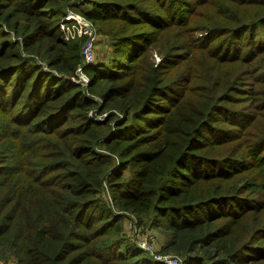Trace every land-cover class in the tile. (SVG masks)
I'll list each match as a JSON object with an SVG mask.
<instances>
[{"label":"trees","instance_id":"1","mask_svg":"<svg viewBox=\"0 0 264 264\" xmlns=\"http://www.w3.org/2000/svg\"><path fill=\"white\" fill-rule=\"evenodd\" d=\"M70 11L113 45L85 86ZM126 213L183 264H264V0H0V259L162 264Z\"/></svg>","mask_w":264,"mask_h":264},{"label":"rangeland","instance_id":"2","mask_svg":"<svg viewBox=\"0 0 264 264\" xmlns=\"http://www.w3.org/2000/svg\"><path fill=\"white\" fill-rule=\"evenodd\" d=\"M86 7H88V6H86ZM205 9L206 8H204V10ZM70 12H72V11H70ZM72 13H74V12H72ZM200 13H202V12L199 11L198 13H196L195 16H192L188 12H185V14H187V18L189 20H191V27L194 28L193 22L197 21V19H199V18H197V14H199V16H200ZM77 14L79 16H82L80 13H77ZM209 15H210V12H205V17L209 16ZM61 19H62V17H61ZM67 23L68 24L63 23V25H62V23H60L61 29L66 30L70 34L71 37H77V39L82 37L77 25L72 24L73 22H70V21ZM91 23L93 24V22H91ZM203 23H205V20ZM93 26L96 30H98L97 31L98 41H97V44L95 46V62L106 61L113 51V45L111 44V41H110L111 38H110L109 34L103 32L108 28V26L103 25L101 30H99V24L95 23V24H93ZM200 33H196V31H194L193 34H191V35H195V34L200 35ZM202 33L206 34V31L205 32L202 31ZM210 36H212V34H208L205 37V40H206V38H208ZM154 54L155 53H153L152 56L155 58ZM158 60H159L158 58H155L156 62ZM38 62L44 66L43 63H41L40 61H38ZM73 81L76 82V79H74ZM77 83H79V82H77ZM82 86H85V85H82ZM221 125L226 127V128L230 127L229 123H226V122L221 123ZM102 195H103V199H104L105 203L107 205L111 206V201L109 200L110 197H109V194L107 193L106 190L102 192ZM122 225H123L122 232H124L125 237L129 238V240L132 241L133 243H135V245L140 244L142 241H144L147 238L148 234H151L153 236L151 250L149 252H147V251H144V249H143V251L145 254H147L152 259H153L154 255L160 253L161 246L163 245L165 237H166L165 233H167L165 230H161V229L155 228V227L149 228L148 225L138 222V220L131 213H126L124 216H122ZM169 255L177 257L178 264H183V258H181V257H179L173 253H169ZM0 264H16V259L12 256L7 255L6 258L0 259Z\"/></svg>","mask_w":264,"mask_h":264},{"label":"built area","instance_id":"3","mask_svg":"<svg viewBox=\"0 0 264 264\" xmlns=\"http://www.w3.org/2000/svg\"><path fill=\"white\" fill-rule=\"evenodd\" d=\"M67 21L73 22L78 26L80 34L82 35L83 41L80 47L81 63L75 69L72 80L76 79L81 85H86L88 82V76L86 75L84 68L95 62V46L98 41V33L94 28L91 21L83 16H79L77 13L67 12L60 23H66ZM134 224V223H133ZM153 236L147 235V238L140 244H137L139 248L149 252L152 247ZM153 259L162 264H178L177 257L169 255V253L160 252L154 255Z\"/></svg>","mask_w":264,"mask_h":264}]
</instances>
